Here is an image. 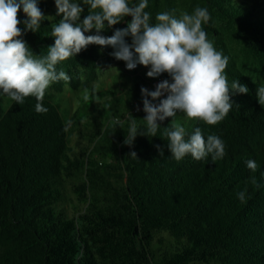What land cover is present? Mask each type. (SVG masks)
I'll return each instance as SVG.
<instances>
[{"label":"trees","instance_id":"16d2710c","mask_svg":"<svg viewBox=\"0 0 264 264\" xmlns=\"http://www.w3.org/2000/svg\"><path fill=\"white\" fill-rule=\"evenodd\" d=\"M37 2L49 20L22 38L34 54L46 55L60 17L48 0ZM196 6L211 14L204 30L229 57V84L239 80L249 91L230 93L240 107L233 105L215 126L184 113L174 119L189 135L199 127L205 138L220 136L227 155L176 161L163 135L171 118L158 121L156 136L137 135L131 147L125 144L129 113L138 131L146 130L140 90H155L156 78L143 65L128 70L111 46L89 45L58 63L70 79L47 89V112L35 110L34 97L17 104L0 95V264H264V105L256 96L264 85V0H149L146 11L154 22L158 12L191 14ZM82 7L81 21L88 15ZM18 18L27 19L22 6ZM130 20L105 22L100 34L111 36ZM111 63L130 85L96 87ZM65 89L77 93L70 117L55 98ZM116 117L121 124L113 123ZM250 159L259 165L255 172L246 166ZM245 189L242 203L237 193Z\"/></svg>","mask_w":264,"mask_h":264},{"label":"clouds","instance_id":"9594fccd","mask_svg":"<svg viewBox=\"0 0 264 264\" xmlns=\"http://www.w3.org/2000/svg\"><path fill=\"white\" fill-rule=\"evenodd\" d=\"M83 5L88 6V15L81 21ZM23 8L27 19L23 22L18 13ZM56 16L59 21L52 25L54 44L47 48L46 55H36L22 38L27 31L38 32L41 22L49 20L38 7L37 0H0V95H5L17 104H23L26 97L37 101L38 113L48 111L43 106L46 90L52 83L68 81L70 77L63 70H57L58 63L75 57L89 45L111 46V55L124 61L128 70L137 65L148 68V78H158L167 73L170 79L161 80L155 90L141 87L143 120L146 130L138 131L136 118L130 113V127L124 143L132 146L137 135L154 137L161 128L160 123L171 118L163 127L171 157L181 161L187 155L200 161L211 157L215 162L227 155L225 141L216 134L205 138L196 127L189 135L186 128L175 121L177 113H184L189 119H198L210 126L222 122L236 105L230 93H248L246 85L239 80L229 84L226 68L229 57L217 50L208 39L204 25L211 20L206 7L196 6L191 14L177 9L156 13L153 22L149 0H55ZM131 17L125 28L116 29L111 36L100 33L107 27L117 25L125 17ZM23 23L24 28L19 25ZM95 30L96 34L86 35ZM131 38V43L126 41ZM258 103L264 105V85L256 89ZM151 97V99H149ZM165 97V98H162ZM88 100L87 94L84 96ZM159 101V103H154ZM121 124L120 118L113 120ZM160 155L163 149L157 146ZM130 156L138 158L135 151ZM246 166L255 172L259 165L248 160ZM256 187L258 182L251 181ZM247 189L237 193L238 199L246 202Z\"/></svg>","mask_w":264,"mask_h":264},{"label":"rangeland","instance_id":"374dc122","mask_svg":"<svg viewBox=\"0 0 264 264\" xmlns=\"http://www.w3.org/2000/svg\"><path fill=\"white\" fill-rule=\"evenodd\" d=\"M50 7L55 9V0H48ZM104 73L102 74V76H100L99 82L96 85V87L98 88H103V89H107L111 86H117V89L120 87V83L122 81H127L128 85H130L131 79L130 81L127 79L126 74L124 72V70L118 66L116 63H111L110 65H108L107 67L104 68ZM144 67H141L139 71H143ZM131 78V77H130ZM146 88H150L149 86H147ZM152 88V86H151ZM47 91V90H46ZM76 95L77 93H73L67 89H65L62 93H57L55 95L56 99L60 100L59 103V107L61 109L64 110H68L66 112V116L70 117V115L74 112V110L77 107V99H76ZM54 98V99H55ZM180 114V113H178ZM72 142L74 141L75 137L72 134L71 138Z\"/></svg>","mask_w":264,"mask_h":264},{"label":"built area","instance_id":"2783aa9c","mask_svg":"<svg viewBox=\"0 0 264 264\" xmlns=\"http://www.w3.org/2000/svg\"><path fill=\"white\" fill-rule=\"evenodd\" d=\"M161 80H162V78H161V77H158V78H156V79L153 81L152 84H153L154 86H156V84L159 83Z\"/></svg>","mask_w":264,"mask_h":264}]
</instances>
